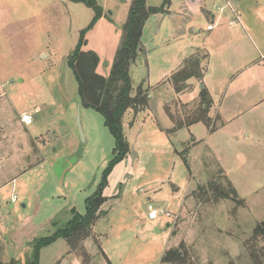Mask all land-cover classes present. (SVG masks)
<instances>
[{
  "label": "rangeland",
  "instance_id": "rangeland-1",
  "mask_svg": "<svg viewBox=\"0 0 264 264\" xmlns=\"http://www.w3.org/2000/svg\"><path fill=\"white\" fill-rule=\"evenodd\" d=\"M227 1L236 14L223 0H172L168 9L149 17L140 39L143 51L131 64L129 76L132 94L139 86L149 88L150 103L136 114L124 113L122 131L130 153L110 166L114 140L102 116L81 105L69 62L84 31L81 51L98 57L96 73L107 78L132 0H96L102 9L98 19L92 9L66 0H0L3 262L18 259L25 264L32 243L64 228L73 218L72 209L84 215L86 199L103 182L106 200L91 236L82 243L74 241L76 251L68 241L56 240L40 249L38 264H162L164 252L182 242L194 264H251L248 248L255 247L253 231L264 222L263 112H251L254 106L244 104L235 114L254 128L260 141L245 148L242 162L250 164L251 171L245 170L243 182L237 183L245 207L236 208L225 200L197 206L190 197L217 170L215 157L204 144L219 147L220 156L231 166L238 164L227 152L230 145L224 135L208 138L203 124L167 133L172 123L164 110L167 106L176 113L177 102L196 100H190V92L174 93L169 83L196 48L210 56L214 77L208 81L215 84L209 86H218L221 110L233 111L234 102L246 94L241 70L250 63L247 57L259 59L255 34L264 38L259 34L264 33V0ZM162 4L163 0H146L147 7ZM212 15L214 21L239 18L236 26L227 27L222 21L207 31ZM215 102L208 112L212 121L219 109V101ZM23 115L36 119L25 126ZM187 146L191 181L180 156ZM10 179L14 181L6 184ZM148 204L158 212L155 221L147 219ZM80 244L86 256L78 253Z\"/></svg>",
  "mask_w": 264,
  "mask_h": 264
},
{
  "label": "trees",
  "instance_id": "trees-1",
  "mask_svg": "<svg viewBox=\"0 0 264 264\" xmlns=\"http://www.w3.org/2000/svg\"><path fill=\"white\" fill-rule=\"evenodd\" d=\"M71 3L83 4L95 12V19L102 16V9L96 0H66ZM172 0H163L159 8L147 7L146 0H132L128 10L126 21L122 29V42L114 59L110 74L104 78L96 73L98 57L89 52L81 51L84 44L85 32L80 33V39L74 49V59L69 62V68L73 72L78 86V96L84 108L98 112L104 121V126L109 131L114 140L112 158L109 165H114L124 160L129 155V145L122 131V118L127 110H132L135 114L149 106V88L143 89L139 86L136 93L132 94V85L129 76L130 66L137 59L141 48L140 39L143 28L149 17L153 14L163 12L168 9ZM208 61V54L205 50L196 48L183 62L178 71L170 77L169 83L176 94L191 92L192 85L190 80L198 83L202 82ZM212 107L211 97L205 87L199 91L198 97L191 104L176 103V113H172L166 106L164 108L167 117L172 123V129L167 133H174L178 130L189 128L192 125L201 123L206 126L209 132L217 129L208 112ZM190 147L180 152L182 162L187 170V175L193 180L191 166L188 163ZM214 160L217 168L213 176L203 185H197L196 190L192 191L190 197L197 206L207 205L211 202L230 201L236 208L245 207V202L240 199L234 186L226 177L224 171ZM103 182L96 188L90 198L85 201V214L79 215L75 210H71L73 218L66 222L64 228L56 229L49 237L35 240L31 245V253L25 255V264H38L39 251L41 248L50 245L58 239H64L75 248L74 241L82 243L91 236L92 227L96 220L101 216V206L105 202L102 195ZM176 233H173V237ZM255 247L248 248L251 264H264V246H257V243L264 242V222L256 225L253 231ZM260 239V241H259ZM256 240H258L256 242ZM77 248V247H76ZM74 249L75 251L77 249ZM83 250L80 244L81 253ZM183 250V253H181ZM3 248L0 246V264H22L18 259H11L3 262L1 259ZM81 255L86 256L83 254ZM189 252L186 245L182 242L178 248H168L162 258V264H194L191 263ZM228 264H234L229 262Z\"/></svg>",
  "mask_w": 264,
  "mask_h": 264
},
{
  "label": "crops",
  "instance_id": "crops-1",
  "mask_svg": "<svg viewBox=\"0 0 264 264\" xmlns=\"http://www.w3.org/2000/svg\"><path fill=\"white\" fill-rule=\"evenodd\" d=\"M228 3L231 4L229 1L227 0H223ZM235 6H238V4H236ZM231 10L232 13H235V11H233V8H229ZM220 12H222V9H220ZM236 14V13H235ZM231 16V15H230ZM238 16L236 15V20H238ZM211 23L209 25H213V28L211 30H207V31H212L216 26H220L222 24V21L225 22L224 25H226L227 27H233L236 26L234 19H229V18H219L217 19V21H214V16H211ZM208 25V26H209ZM207 26V27H208ZM241 29L246 32V30H244V28L241 27ZM230 31H234V29H230ZM261 35H264V33H259ZM255 37L258 38V44H259V48L256 49V54L259 55V59H252L250 57H247V59L245 60H250V63L248 66L244 67L241 71H243V73L241 74V80L242 83L244 85L243 87V91L246 94H241V97L238 99V103L234 102V105L236 107V109H234L233 111H230V109H226L224 108L223 110L220 109V101H221V97L217 91V87L214 85L213 89H211V86L213 83V79L211 81H208V78L210 77H214L213 70L210 69V65L209 64V59L210 56L208 54V61H207V67H206V71L204 73L203 79L201 83L196 82L195 80H190V83L192 85V90L189 93V95H191V99L193 100L195 98H197L199 91L201 88H199V85H203V87L206 88V90L208 91L211 99H212V104L213 106L216 105L215 100L219 101V109L217 112L216 111V118L219 121L218 123V127L215 131L213 132H209L207 129V135L208 138L212 139L214 138L217 134H223L225 137V143L230 145V149H227L228 154L231 155V157L233 158L234 161H236L238 164L236 166H231L230 163H227L224 161V159L220 156V152H219V147H215L214 145L211 144H204V149H207L217 160L218 164L220 165V167L222 168V170L224 171L226 177L229 179V181L231 182V184L234 186L237 195L240 197H243V195L240 192V189H238L237 187V183L240 184L243 181L241 180L245 173V170L251 171V167L250 164L245 166V162H242V160L245 159V148H249L252 147L255 144L254 142H260L258 136L254 133V128L252 126H249L248 124H246L244 121H242V119L240 120L241 115L239 116H235L236 111L237 113H240V111L238 110V107L240 105H244V104H249V105H253L254 109L251 108V112L252 111H261L263 112V114H261V118H264V38H260L257 34H255ZM225 41V40H224ZM250 52L253 54V51L250 50ZM246 58V57H244ZM211 83V84H210ZM215 84V82L213 83ZM214 99V100H213ZM22 117V116H21ZM36 119V117H34ZM257 119V118H255ZM258 120V119H257ZM261 122V121H260ZM201 124V123H198ZM196 125V124H195ZM194 126V125H192ZM190 126V127H192ZM189 127V128H190ZM231 129H235L236 133H231L230 130ZM240 136L242 137V140L239 139ZM244 137V138H243ZM208 139V141L210 140ZM207 143V142H206ZM252 144V145H251ZM254 171V170H253ZM249 174V173H248ZM247 175V174H246ZM14 179H10L6 184H9L10 182H13ZM5 184V182H4ZM3 186V185H2ZM0 185V188L2 187ZM8 186V185H7ZM13 197V196H12ZM12 197H11V203L12 202ZM240 197V198H241ZM16 201V200H15Z\"/></svg>",
  "mask_w": 264,
  "mask_h": 264
},
{
  "label": "built area",
  "instance_id": "built-area-1",
  "mask_svg": "<svg viewBox=\"0 0 264 264\" xmlns=\"http://www.w3.org/2000/svg\"><path fill=\"white\" fill-rule=\"evenodd\" d=\"M228 7L231 8L230 4L228 3ZM213 28V25H209L207 27V30H211ZM21 122L25 125V126H30L33 124L34 122V118L31 116V115H23L21 117ZM16 200V197L13 196L12 197V202H15ZM147 219L149 221H155L157 218H158V212L157 210L154 209L153 205L152 204H148L147 205ZM165 216L166 217H171V215L169 213H165ZM175 217V216H173Z\"/></svg>",
  "mask_w": 264,
  "mask_h": 264
},
{
  "label": "water",
  "instance_id": "water-1",
  "mask_svg": "<svg viewBox=\"0 0 264 264\" xmlns=\"http://www.w3.org/2000/svg\"><path fill=\"white\" fill-rule=\"evenodd\" d=\"M199 87L202 88L203 86H202V85H199ZM77 127H78V130H79L80 136L82 137V133H81V129H80L79 124H77ZM82 139H83V138H82Z\"/></svg>",
  "mask_w": 264,
  "mask_h": 264
}]
</instances>
